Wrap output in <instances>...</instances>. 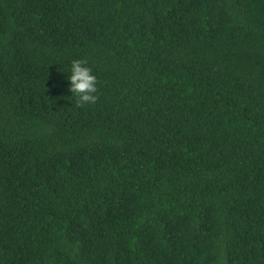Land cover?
<instances>
[{
	"label": "trees",
	"instance_id": "obj_1",
	"mask_svg": "<svg viewBox=\"0 0 264 264\" xmlns=\"http://www.w3.org/2000/svg\"><path fill=\"white\" fill-rule=\"evenodd\" d=\"M0 264H264V0H0Z\"/></svg>",
	"mask_w": 264,
	"mask_h": 264
},
{
	"label": "clouds",
	"instance_id": "obj_2",
	"mask_svg": "<svg viewBox=\"0 0 264 264\" xmlns=\"http://www.w3.org/2000/svg\"><path fill=\"white\" fill-rule=\"evenodd\" d=\"M68 91L75 98L77 107L94 104L97 100V77L87 66V60L75 59L68 66Z\"/></svg>",
	"mask_w": 264,
	"mask_h": 264
}]
</instances>
